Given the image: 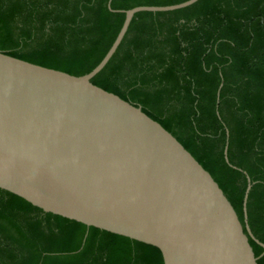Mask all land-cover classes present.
Segmentation results:
<instances>
[{"label": "trees", "instance_id": "obj_1", "mask_svg": "<svg viewBox=\"0 0 264 264\" xmlns=\"http://www.w3.org/2000/svg\"><path fill=\"white\" fill-rule=\"evenodd\" d=\"M188 0H0V52L79 77L124 12ZM91 83L139 107L212 177L264 244V0H199L136 14ZM221 86V87H220ZM218 93V97H217ZM227 145V161L224 148ZM256 264L261 247L248 238ZM0 264H163L158 249L45 213L0 190Z\"/></svg>", "mask_w": 264, "mask_h": 264}, {"label": "water", "instance_id": "obj_2", "mask_svg": "<svg viewBox=\"0 0 264 264\" xmlns=\"http://www.w3.org/2000/svg\"><path fill=\"white\" fill-rule=\"evenodd\" d=\"M198 1L125 11L108 52L83 76L0 52V190L45 213L155 247L163 264H256L248 238L262 255L264 244L246 222L250 180L244 233L216 182L171 134L91 83L136 14ZM223 154L228 164L227 145Z\"/></svg>", "mask_w": 264, "mask_h": 264}]
</instances>
